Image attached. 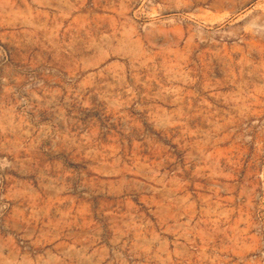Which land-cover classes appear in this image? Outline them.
<instances>
[{
  "label": "rangeland",
  "instance_id": "374dc122",
  "mask_svg": "<svg viewBox=\"0 0 264 264\" xmlns=\"http://www.w3.org/2000/svg\"><path fill=\"white\" fill-rule=\"evenodd\" d=\"M0 264H264V0H0Z\"/></svg>",
  "mask_w": 264,
  "mask_h": 264
}]
</instances>
